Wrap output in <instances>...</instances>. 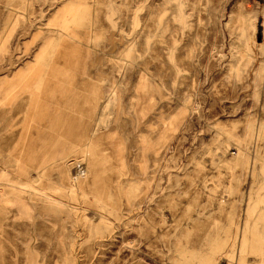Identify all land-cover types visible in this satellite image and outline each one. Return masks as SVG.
Returning a JSON list of instances; mask_svg holds the SVG:
<instances>
[{
  "label": "rangeland",
  "instance_id": "1",
  "mask_svg": "<svg viewBox=\"0 0 264 264\" xmlns=\"http://www.w3.org/2000/svg\"><path fill=\"white\" fill-rule=\"evenodd\" d=\"M0 264H264V0H0Z\"/></svg>",
  "mask_w": 264,
  "mask_h": 264
}]
</instances>
